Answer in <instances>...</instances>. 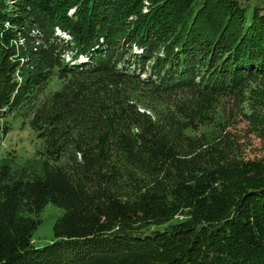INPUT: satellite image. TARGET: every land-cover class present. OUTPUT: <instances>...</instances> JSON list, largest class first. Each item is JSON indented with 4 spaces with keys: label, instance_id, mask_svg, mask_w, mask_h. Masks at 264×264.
<instances>
[{
    "label": "trees",
    "instance_id": "obj_1",
    "mask_svg": "<svg viewBox=\"0 0 264 264\" xmlns=\"http://www.w3.org/2000/svg\"><path fill=\"white\" fill-rule=\"evenodd\" d=\"M226 95L264 140L263 8L0 0V137L20 115L45 155L0 167V264H264V159L199 134Z\"/></svg>",
    "mask_w": 264,
    "mask_h": 264
},
{
    "label": "rangeland",
    "instance_id": "obj_2",
    "mask_svg": "<svg viewBox=\"0 0 264 264\" xmlns=\"http://www.w3.org/2000/svg\"><path fill=\"white\" fill-rule=\"evenodd\" d=\"M241 2L244 5L264 9V0H241ZM203 98L197 97L196 101L189 99V102L196 106L203 102L205 99ZM208 104L207 100L206 105L200 106L197 110L206 113L205 126L200 129V135L204 133L205 136H214L226 131L232 138L234 151L237 150L243 159L250 161L264 159V140L251 123L250 117L245 116L246 106L243 105L242 100L236 99L233 95H226L211 106ZM246 114H249L247 109ZM19 117L20 115L10 116L8 122L11 131L6 136L0 137V167L9 165L13 170L26 169L31 173L30 175H41L42 160L45 157L43 141L30 125H25L24 120ZM62 214L63 210L54 205L44 208L40 215L41 224L34 233L35 246L42 248L54 240V225Z\"/></svg>",
    "mask_w": 264,
    "mask_h": 264
}]
</instances>
